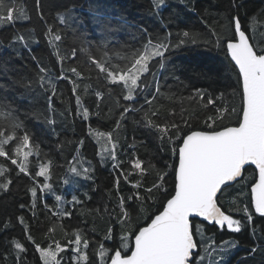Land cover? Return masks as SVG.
<instances>
[{"label":"trees","instance_id":"trees-1","mask_svg":"<svg viewBox=\"0 0 264 264\" xmlns=\"http://www.w3.org/2000/svg\"><path fill=\"white\" fill-rule=\"evenodd\" d=\"M10 3L15 19L0 24V132L5 136L15 133L18 137L5 145L13 158L24 159V152L30 155L26 172L19 170L23 162L17 160L13 165L8 157H0V184L11 181L7 189L0 190V264H44L40 250L54 248L57 243L64 249L57 260L73 264L77 234L81 237V249L87 241V264H100V244L109 250V257L114 250L122 249L124 234L128 236L129 248L123 254L128 255L139 229L162 210L171 197L168 194H174L177 155L172 148H178L185 133L191 130L239 125L243 109L241 78L225 51V42L236 39L233 22L238 18L254 50L259 54L264 49V0ZM144 30L153 43L165 38L172 42L184 31L189 32L184 39H195L196 43L166 52L168 59L162 65L155 59L150 61L155 76H142L147 87L143 91L137 89L135 99L126 101L123 97L127 89L122 82L106 79L96 70L92 59H101L111 67L130 66L137 50L149 42ZM57 34L61 35L60 41L54 39ZM106 35L107 47L95 51ZM81 38L86 43H81ZM217 40L219 43L213 47L210 42ZM84 47L92 49L91 58L81 50ZM73 48L75 60L62 59ZM69 67H76L81 75L73 76L67 71ZM197 89L205 91L203 99L195 95ZM208 94L217 105L223 104L219 114L215 112L217 105L206 103ZM153 96L156 99L151 105L144 103L145 97ZM125 106H130V110L121 119ZM209 115L216 118L214 124L205 123ZM148 120L176 123L179 139L174 144L162 142L159 133L148 126ZM25 131L30 134V142L17 157L12 150ZM95 133H111L112 141L101 145ZM104 147L111 151L103 150ZM137 158L142 161V171L133 170L130 163ZM113 161L117 166H113ZM41 164L47 166L49 184L61 197L69 194V173L76 166L81 169L86 183L75 191L76 201L64 208L65 214L59 202L42 191L44 177L35 175ZM161 170L167 175L157 191L153 182L161 183L157 179ZM247 171L246 179L250 182L236 183L220 201L223 210L240 219L244 227L234 232L226 226L220 230L216 224L199 221V231L194 235L201 255L198 264L201 260L203 264H221V259L222 264H264V216L255 212L250 191L256 173L253 169ZM137 180L143 189L152 188L154 195L137 202L136 211L131 212L127 204L121 206V198L137 191L132 187ZM33 187L36 196L31 193ZM139 195L144 192L139 191ZM245 208L252 215L250 222ZM123 212H131V218ZM19 217L27 223L31 240L26 238ZM4 224L8 227L4 228ZM106 235L111 238L105 239ZM17 242L26 251L17 249Z\"/></svg>","mask_w":264,"mask_h":264},{"label":"snow or ice","instance_id":"snow-or-ice-1","mask_svg":"<svg viewBox=\"0 0 264 264\" xmlns=\"http://www.w3.org/2000/svg\"><path fill=\"white\" fill-rule=\"evenodd\" d=\"M37 5H39V0H37ZM0 11L3 12V16H0V24L12 22L15 19L14 8L11 6L10 0H0ZM70 12L71 10H69ZM233 26L239 35V42H225V51L230 53L231 61L239 66V72L242 74L244 99L242 121L238 127H225L223 130L213 129L210 131L191 130L189 133H185L181 146L172 148L173 153L178 156V166L174 169L176 178L174 194H168L171 198L167 200L166 207L151 220L148 226L139 229L138 234L134 237L133 250L130 255L123 254L129 248L127 243L123 244L122 249L114 250L110 257L108 256L109 250L100 244L98 248L100 264H198L197 258L200 257V252L196 251L197 241L194 240V235L199 231L198 222L200 218L207 222H214L220 230L226 226L229 231L240 232L244 227L240 219H234L232 215L226 214L222 210L223 204L220 201L228 189L233 187L230 182L236 181L241 176L242 169L249 162L258 167L259 170L258 182L251 189L255 197V212L264 216V49L259 54L253 50L246 39L245 32L241 31V23L238 18H234ZM144 31L149 44L147 47L137 50L136 55L129 61L130 66L124 68L111 67L101 59H92V64L96 70L104 74L106 79L113 83L122 82L127 89V94L123 97L126 101H133L135 99L134 93L138 95L137 89L143 91V88L147 87L146 78L142 81V76L146 73L155 76V72L149 67L150 61L155 59L158 64L162 65V62L168 59L165 56L166 52L171 53L188 44L196 43L195 39H184L189 37V32L184 31L182 34H177L176 39L172 42H168L165 38L164 41L152 44L150 43L152 37L147 34L146 30ZM54 39L60 41L61 35H55ZM81 43H86V41L81 38ZM218 43V40L210 42L213 47ZM107 44L106 35L104 41L95 48V51H101L107 47ZM81 50L91 58L92 49L90 47H84ZM75 58L76 49L73 48L62 59L74 61ZM67 71L76 77L81 75L76 67H69ZM61 72L63 74V69ZM159 90L157 87L156 91L159 92ZM195 95L203 99L206 93L204 90L197 89ZM155 99V96L151 99L145 97L144 103L151 105ZM219 99L223 100L222 94ZM206 103L217 105V101L212 98L211 94H208ZM5 107H9V105H5ZM142 108L143 105L140 106V109ZM223 108V104L217 105L215 112L219 114ZM129 110L130 106L124 107L121 119ZM84 115H88L87 109L84 110ZM208 121H212L214 124L216 118L209 115L205 123L207 124ZM148 126L159 133L162 142L174 144L175 139H179L180 128L176 123L157 124L153 120H148ZM117 127H119V121H117ZM208 127L212 128V124H208ZM110 135L111 133H109ZM0 137H3L0 139V157H8L13 165L17 164V159L13 158L9 151H6L5 145L10 140L18 139V137L15 133L11 136H5L3 132H0ZM29 142L30 134L25 131L20 143L12 150L14 155L18 157ZM29 155V152H24V160H27ZM112 158H115L114 155ZM130 163L133 170L142 171L140 159H134ZM19 170L26 172V165H20ZM47 172V166L41 164L35 175L47 178ZM129 174L125 175V179ZM165 175L167 172L161 170L157 176L161 183L153 182V187L157 191L163 187ZM10 182L6 180L0 184V190L7 189ZM116 182L117 184L120 182L119 177H117ZM132 187L137 191H134L127 198L122 197L121 206L127 204L131 212H135L137 202H143L145 197L150 198V195H154V193L152 188L143 189L140 180H137ZM44 189L52 192L47 183L44 184ZM36 191L35 187L31 189L33 196H36ZM139 191H143L144 195L140 196ZM54 199L59 201L61 196L55 195ZM73 199L76 198L73 197ZM20 207L23 208L24 205L22 204ZM131 212H123L122 215L130 219ZM244 212L247 221L250 222L252 220L251 213L248 212L247 208L244 209ZM18 219L24 225L26 238L31 240V236L27 235V223L23 217ZM121 223L124 222L121 221ZM3 227L7 228L8 224H4ZM110 238V235L105 236V239ZM69 243L71 244L72 241ZM74 244L73 251L76 254L74 259H76L77 264H81V262L87 264L89 256L86 251L81 249L79 234L76 235ZM15 247L21 251H26L23 245L18 242ZM84 248H87V241L84 242ZM40 251L44 264H61V261L56 258L60 252L64 251L60 244L57 243L54 248L50 246L47 250L41 249ZM199 264H203L202 260Z\"/></svg>","mask_w":264,"mask_h":264},{"label":"rangeland","instance_id":"rangeland-1","mask_svg":"<svg viewBox=\"0 0 264 264\" xmlns=\"http://www.w3.org/2000/svg\"><path fill=\"white\" fill-rule=\"evenodd\" d=\"M99 134L100 133H95V136L97 137V139H98V141L100 142L101 145H106V143L108 141H112V139H110L109 136H100ZM103 150L111 151V149H107L105 147L103 148ZM17 160H19L20 163L23 162L24 165H26V167L28 168V162L26 160H24V159H22L20 157ZM2 170H3V167L0 168V175L2 174ZM247 172H249V171H247ZM80 173H81V169L79 167H77V166L75 168H73L72 171L69 173V180H68L69 187H68L67 192L70 194V197H68L69 194H64V196L61 197V199L58 201L60 207L62 208V213L63 214H65L64 213L65 212L64 208L67 205L71 206L73 201H74L73 197L76 198L75 191L78 190V189H81L86 183V181L84 180L82 175H80ZM246 175H247V173H246ZM246 175H245L244 178H242L240 181H238V183L241 182V181H245V180L247 181V183H249L250 181L248 179H246L247 178ZM49 179H50V177H49L48 172H47V178L44 177V180H45V183H47L51 187V185L49 184ZM51 189H52V192L50 193V192H48V191H46L44 189V185L42 187L43 193H45L47 196L54 197L57 194L54 192V188L53 187H51ZM75 201H76V199H75ZM147 218L145 217V221L147 220ZM127 238H128V236L126 237V234L122 235V239H121L122 240V244H124V242H126V241H127L126 243L128 244ZM86 250H87V248L85 249L84 246H83L82 247V251H86ZM74 256H73V264H77V261H76V259H74ZM200 259H201V255H200ZM81 264H83V262H81Z\"/></svg>","mask_w":264,"mask_h":264},{"label":"water","instance_id":"water-1","mask_svg":"<svg viewBox=\"0 0 264 264\" xmlns=\"http://www.w3.org/2000/svg\"><path fill=\"white\" fill-rule=\"evenodd\" d=\"M241 31H243L242 30V26H241ZM236 33V32H235ZM245 36H246V39H247V41H248V43H249V45L250 46H252V44H251V41L249 40V37L247 36V34L245 33ZM239 42V35H238V33H236V40H234V41H231V43H238ZM228 54V57H229V59H230V53H227ZM231 60V59H230ZM234 65H235V62L234 61H231ZM236 66V68L238 69V71H239V66L238 65H235ZM239 74H240V72H239ZM240 76H241V80H242V74H240ZM244 107V106H243ZM241 121H242V117H241ZM239 125H237V126H229V127H238ZM224 129V128H223ZM223 129H221V130H223ZM196 131H202V130H196ZM181 146V145H180ZM177 166H178V161H177ZM248 168H253L254 170H255V172H256V174H257V180H256V182H255V184L258 182V179H259V170H258V167H256L255 165H252L250 162L248 163V164H246L245 166H244V168L242 169V174H241V176L240 177H238L237 178V180L236 181H234V182H230V183H232V185H235L238 181H240L242 178H244V176H245V172H246V170L248 169ZM255 184L252 186V188L255 186ZM251 188V189H252ZM252 192V191H251ZM219 195V194H218ZM252 195L254 196V193L252 192ZM255 198V197H254ZM166 204H167V202H166ZM166 204H165V206H164V208L166 207ZM164 210V209H163ZM162 210V211H163ZM161 211V212H162ZM160 212V213H161ZM159 213V214H160ZM159 214H157V215H159ZM199 221H202V222H204V220H203V218H200V220ZM209 224H215L214 222H208ZM150 224V223H149ZM148 224V225H149ZM147 225V226H148ZM146 227V226H145ZM194 240H196L195 238H194ZM133 244H134V239H133ZM196 251H197V249H196Z\"/></svg>","mask_w":264,"mask_h":264}]
</instances>
